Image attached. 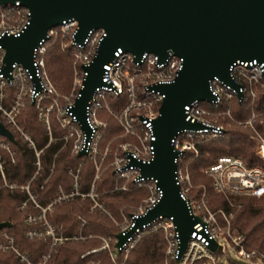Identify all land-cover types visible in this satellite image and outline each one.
<instances>
[{"label": "built area", "instance_id": "2783aa9c", "mask_svg": "<svg viewBox=\"0 0 264 264\" xmlns=\"http://www.w3.org/2000/svg\"><path fill=\"white\" fill-rule=\"evenodd\" d=\"M30 18V8L20 0L0 3V122L13 133H21L28 143L36 147L19 121L23 110L32 103L51 135L46 147L54 141L53 128L58 124L61 132L56 140L62 141L63 146L71 145L76 154L92 159L96 164L95 177L101 176L102 165L107 161V166L113 168L117 179L116 190L146 188L148 194L119 232L126 234L135 225V217L153 208L163 195L158 179L144 176L138 162L149 161L155 153L154 120L160 114V106L165 97V93L155 85L174 81L183 67L184 57L170 49L165 57L146 51L137 59L135 53L118 47L114 58L103 65V83L96 87L86 106L88 132L75 111V105L89 73L86 67L97 55L99 45L107 34L105 28L90 29L86 38L80 41L77 38L78 20H64L48 28L47 36L36 45L32 67L17 61L8 67L6 48L1 38L6 34L20 35L30 23ZM53 43H59L64 51L73 56L75 77L70 95L58 91L47 70L46 55ZM230 76L231 81L218 75L210 79L209 87L215 95L213 100L195 99L185 105L187 119L199 121L202 126L185 127L171 139V144L178 152L175 161L180 195L190 211L200 217L194 224L185 250L182 253L180 251V234L173 217L160 216L136 227L123 244H118V235L113 243L105 238L103 246L86 252L84 256L108 249L113 261H117L122 254L127 258L132 248L146 234L162 230L167 244L164 264H223L221 257L224 255H228L229 264H264V252L248 248L247 235L236 232L232 226L236 208L240 206L234 202V196L264 195V62L256 58L239 59L231 65ZM123 96H126L125 103ZM236 101L247 104L249 114L245 119L238 120L235 117ZM109 116L117 121L122 131L102 150L101 140L110 127ZM233 121L249 130L248 135L255 142L254 154L262 163L249 164L241 156L221 155L216 162L201 168L211 178L210 185L205 182L196 183L193 180L192 163L200 157L201 144L224 138ZM117 137L127 138L116 141ZM12 143L14 141L0 134V173L3 181L13 189L17 185L7 182L5 167L8 158L1 153L2 147L9 148ZM82 150H86V153L79 154ZM43 151V148L38 150L37 155L40 157ZM11 160L15 162L16 158L12 156ZM69 172L76 180L81 177V167L70 168ZM78 187L79 183L75 181L74 189ZM23 188L28 189L29 198H33L41 208L39 213L28 212L25 215L28 223L42 225L41 228H29L27 235L30 238H49V248L38 261L32 260L28 253L20 249L15 236L5 227L0 229V251H14L23 264H48L59 245L72 236L55 233V225L47 217V211L53 203L44 206L30 192L29 184L23 185ZM210 188L228 200L229 208L214 207L211 204ZM77 194L87 195L88 192L77 191ZM27 204L28 199L23 201L22 209ZM224 238L235 246L237 257L228 254L227 244L222 241ZM213 243H216L215 248H212Z\"/></svg>", "mask_w": 264, "mask_h": 264}, {"label": "water", "instance_id": "95a60500", "mask_svg": "<svg viewBox=\"0 0 264 264\" xmlns=\"http://www.w3.org/2000/svg\"><path fill=\"white\" fill-rule=\"evenodd\" d=\"M17 0H0V3ZM31 11L30 23L20 35H4L8 67L15 61L32 67L34 48L47 36L48 28L64 20H78L77 38L83 41L92 28H105L98 53L86 68L89 73L77 98L75 111L84 127L86 106L96 87L103 83V65L122 47L140 59L144 52L165 57L172 49L184 57L182 69L172 82L155 85L165 93L160 114L154 120L156 134L154 157L139 161L141 173L155 177L163 189L160 201L145 214L135 217V225L126 234L119 233L118 244L138 226L160 216L173 217L180 234V251L185 250L194 224V215L180 195L176 179L178 152L171 144L173 136L185 127L198 128L199 121L187 119L185 105L195 99L215 98L210 79L218 75L231 81L230 67L237 60L264 62V0H20ZM242 96V93H239ZM0 134L16 141L3 122ZM86 153V150L79 154ZM12 221L0 220V229ZM216 243L212 244L215 248Z\"/></svg>", "mask_w": 264, "mask_h": 264}, {"label": "trees", "instance_id": "16d2710c", "mask_svg": "<svg viewBox=\"0 0 264 264\" xmlns=\"http://www.w3.org/2000/svg\"><path fill=\"white\" fill-rule=\"evenodd\" d=\"M47 69L51 79L61 91H67L71 85L73 71V56L68 51H64L59 43H53L49 46L47 55ZM116 99V98H115ZM114 101V98H111ZM126 96H123L125 103ZM118 106V105H117ZM234 113L238 120L245 119L249 114L247 104L236 101L234 103ZM119 108V107H116ZM20 121L32 132L37 141L38 147H43L49 140L42 122L37 118L34 105L29 103L24 109ZM110 128L105 134L104 140L110 139L115 133H121V126L112 117L110 118ZM58 131H56L57 134ZM16 141L13 143L14 148L18 151V159L15 162L11 160L6 162V175L10 183H25L29 180L36 169V156L34 150L24 143L18 134L14 132ZM249 130L239 125L237 121L232 122L228 133L224 138L205 141L201 144L200 157L192 163L193 180L196 183L207 181L211 183V178L201 172V167L210 165L217 161L218 157L225 154H232L243 157L249 164H260L261 160L255 156V142L249 137ZM122 137L120 140L126 139ZM102 141L104 143L105 141ZM62 146V141H53L43 156L45 166L52 162L54 154ZM82 163L81 175L83 178V189L87 191L91 187V183L95 176V167L88 156H80L72 151L70 146H65L57 154V168L53 176L47 182L45 189H40V184L44 177L36 180L33 192L36 194L38 201L45 205L52 197L56 195L57 186L63 183L66 188H70L72 177L69 173L70 165H78ZM102 180L98 181V185L109 184L114 186L115 173L113 168L108 169L102 176ZM3 178L0 173V200L2 211L0 212V220H10L12 225L7 227L9 233L15 236L16 244L21 250L28 253L32 260L38 261L42 254L49 248V238H30L27 235L28 229L32 224L28 223L23 214L28 212H41L39 207L29 199V194L20 188H10L3 186ZM139 190V189H137ZM136 191V190H133ZM134 192L118 194L120 197L114 200H108L109 194L104 197L106 204L117 215L119 214V206L125 201H135ZM211 204L214 207L224 206L229 208L228 200L220 193L212 188L209 189ZM123 198V199H122ZM28 199L30 206L26 211H20L18 205ZM235 203L240 204L236 208V214L232 220V226L238 233L247 235L246 246L250 249L256 248L264 252V195L261 197L245 195L234 196ZM91 206L90 199H77L66 201L58 204L55 211L50 215L52 221L63 224V232L67 236L75 235L81 227L80 216L90 217L88 224L84 227L85 232L105 233L112 231L114 226L111 225L109 217L99 211H89ZM100 242L97 238H87L85 240L69 239L63 241L59 245L58 252L48 262V264H84L87 260H98V264H112L110 256L105 251L95 252L82 257V251L92 245ZM166 238L162 230L151 231L146 234L132 250L123 264H164L166 252ZM23 264L16 256L14 251H0V264ZM199 264V263H197Z\"/></svg>", "mask_w": 264, "mask_h": 264}, {"label": "rangeland", "instance_id": "374dc122", "mask_svg": "<svg viewBox=\"0 0 264 264\" xmlns=\"http://www.w3.org/2000/svg\"><path fill=\"white\" fill-rule=\"evenodd\" d=\"M73 66V71H72V78H71V85H70V88L67 90V91H61L59 90L58 88V91L65 94V95H70L71 92H72V89H73V81H74V77H75V66H74V62L72 64ZM48 70V69H47ZM49 73V71H48ZM50 75V74H49ZM51 77V76H50ZM53 81V80H52ZM54 83V82H53ZM55 84V83H54ZM56 86V85H55ZM57 87V86H56ZM11 99L8 100V102H10ZM34 110L37 114V118L42 122L43 124V127L45 129V132L46 134L49 136V139L51 138V135L49 134V131L48 129L46 128L43 120L41 119L40 115H39V112L38 110L36 109L35 105H34ZM24 111V110H23ZM23 113V112H22ZM22 115V114H21ZM21 115L19 116V121H20V117ZM110 117L109 116V121H110ZM21 122V121H20ZM22 123V122H21ZM24 128H25V131L32 137V139L34 140L35 142V145L36 147L32 146L30 143H28V141H26L23 136L21 135V133H17L18 136L20 137V139L26 143L30 148H32L34 150V153H35V156H36V160H35V165H36V169L34 171V173L32 174V176L29 178V180L25 183H22V184H19V183H15L13 182V184H16V188H20L21 190H25L26 192H28V189L27 188H23V185H28L29 184V190L30 192L33 194V196L35 197V199L38 201L37 197H36V194L33 192V187L35 186V182L36 180H40V178L44 177V179L42 180L41 184H40V189H45L46 186H47V182L50 180V178L53 176L54 172L56 171V168H57V154L61 151V149L65 146H61L58 151L54 154L53 158H52V162L50 164H48L47 166H45L44 162H43V156L45 154V149H47L46 147V144L43 146V147H38L37 145V141L36 139L34 138L32 132L26 127V125L24 123H22ZM111 124V123H110ZM54 127H56L55 129L53 128V140L56 141V139H58L56 136H58L61 132L60 130V127L58 124H56ZM229 127H232V124L229 125ZM110 128V127H109ZM109 130V129H108ZM107 130V131H108ZM56 131L57 134H56ZM106 131V132H107ZM106 134V133H105ZM118 133H115L110 139L108 140H104L105 138V135L104 137L102 138L101 140V149L104 150L105 147L107 146L108 142L113 138L115 137ZM121 137H117L115 138L116 141H119ZM105 141L104 143H102V141ZM66 146H70L71 145H66ZM44 149L43 153L41 154V156L39 157L37 155L38 153V150L40 149ZM4 153V155L8 158L7 161L11 160L12 159V156H14L16 158V161L18 159V151L14 148L13 146V143L10 145L9 148L7 147H2L1 148V153ZM74 152V151H73ZM90 159V158H89ZM40 160V163H38V161ZM92 160V159H91ZM12 162H14L13 160H11ZM93 164H94V167H95V173H96V164L95 162L92 160ZM82 163L83 162H79L78 165H70L69 166V170L70 168H75V167H82ZM108 163L107 161L105 163H103L102 165V169H103V173L101 174V176L108 170L111 168V166H107ZM205 167V166H204ZM202 168V167H201ZM202 172V171H201ZM70 173V172H69ZM35 175V177L33 178V176ZM71 175V174H70ZM101 176L99 177H95L94 176V179L91 183V187L89 190H87L88 194H77V191L81 192V191H84L83 189V178H82V175L80 178H78L76 180L75 177H72V183H71V186L70 188H66V186L63 184V183H60L58 186H57V189H56V195L54 197H52L49 201H47V203L45 205H50L51 203H53L51 209H48L47 211V217L48 219L55 225V233L56 234H64L63 232V224H59V223H56L54 221H52V219L50 218V215L54 213L55 211V207L62 203V202H66V201H71V200H74V199H77L78 197H80L81 199H90L91 200V206L89 208V211L91 213H93L94 210H99L103 213H105L109 219L111 220V225L114 226V229L112 231H109V232H105V233H94V232H88L86 233L85 232V229L84 227L88 224L89 222V219L90 217H84V216H80V220H81V227L79 229V232L76 233L75 235H72L71 238L69 239H75V240H85L87 238H97L100 240V242L97 244V245H92L86 249H84L82 251V254L81 256L82 257H86L87 255L91 254V253H95V252H101V251H105V253H107L109 255V252H108V249H101L99 251H95V252H91L87 255L84 256V254L92 249H95V248H100L101 246H103V244L105 243V238H107L111 243H113L115 237L118 235V233L120 232V230L122 229V227L126 224V222L130 219V216H131V213L136 209V207L142 202L143 198L148 194V190L146 188H137L139 190H137L136 188L134 189H129V190H116L115 189V186L117 184V179L115 178L114 179V186H111L109 187V184H103L102 186H99L98 185V181L102 180ZM33 178V179H32ZM75 181H78L79 183V187L78 189H74V186H75ZM7 182L10 183L7 179ZM121 182V181H120ZM202 182H205L207 183V181H202ZM208 184V183H207ZM3 186H7L9 187L5 182L3 183ZM133 190H136V191H133ZM127 192H134L133 197H135V201H125L123 202L120 206H119V214L117 215L111 208H109L106 204V201L104 200V197H106L107 195L111 194L113 196L111 197H107L108 200H114L117 201L116 199L119 198L120 196L118 194H121V193H127ZM75 193V194H73ZM29 194V192H28ZM30 195V194H29ZM61 197H65L64 199L61 198ZM61 198V199H59ZM121 198V197H120ZM36 207L37 204L35 202V200L33 198H29ZM123 199V198H122ZM27 200V199H26ZM57 200V201H56ZM22 203L23 201L18 205V209L20 211H26V209L30 206V202L28 201V204L26 206L25 209H22ZM44 205V206H45ZM40 208V207H39ZM41 209V208H40ZM2 211V204H1V200H0V212ZM23 218H25V214H23ZM34 227H39L41 228L42 225L40 223H32V226L30 228H34ZM66 236V235H65ZM69 239H66V240H69ZM223 242H225L227 244V252L228 254H230L231 256L233 257H237L238 256V253L236 251V248L233 244H231L230 240L229 239H222ZM58 249L59 247L57 248L56 250V253L58 252ZM130 253V252H129ZM129 255V254H128ZM228 255H224L221 257L222 259V262L223 264H229L228 262ZM127 258H126V255L125 254H122L118 259L117 261H113L110 257V261L112 264H123L122 262L125 261ZM93 262H96V264L100 263L101 262V259H98V260H87L84 264H93ZM69 264H73V263H69Z\"/></svg>", "mask_w": 264, "mask_h": 264}]
</instances>
